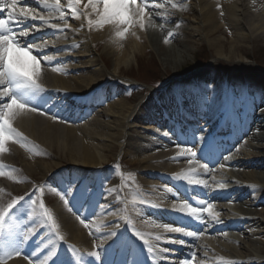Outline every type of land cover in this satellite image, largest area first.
<instances>
[{"label":"bare ground","instance_id":"6f19581e","mask_svg":"<svg viewBox=\"0 0 264 264\" xmlns=\"http://www.w3.org/2000/svg\"><path fill=\"white\" fill-rule=\"evenodd\" d=\"M175 1L176 0H161L164 6H168L171 2ZM192 1L198 16L192 29L201 38H211L223 25H226L231 27L235 33L233 44L238 45L240 42L251 39L253 36H261L264 39L263 21L253 22L254 20L251 19V21H248L246 24L248 28L245 25L247 17H252V14L255 12L259 16L261 14L264 17V7H257L255 11V9L248 6L246 0ZM64 2L65 6L68 7V0H64ZM18 3L22 5L23 0H18ZM28 3L31 6H36L35 0H28ZM87 3L88 0H82L77 6L78 10L84 13L80 19H73L69 12L68 19L72 21V24H69L70 27L75 24L71 30V34L75 36H77V34H83L85 36L83 41H81V39L79 41L84 43L83 46L86 53H90V42L99 46L102 42L113 39L117 40L116 45H119L121 38L116 35V32L118 30L122 31L123 26L118 27L111 23H105L101 27H96L95 22L99 19V16L93 12L91 7H85ZM81 10H84V12ZM162 10V8H155L149 5V8L146 9L147 14L144 17L145 27L141 29L138 23L133 27V33L128 38L129 48L123 51L117 48L118 53L109 55L113 57L119 54L120 56L117 60L119 63L116 65V70L119 71V69H121L120 66L123 64L121 62H128L130 55L134 57V54L137 55L141 50L148 47H151L153 52L167 65L177 61L178 54L180 55L181 52L179 51L177 54V52L169 48L165 44V36H169L168 34L172 32L174 35L180 37V35H182V29L175 18L166 20L167 23L173 24V27L157 28L154 23H160L164 19L160 15ZM221 11L223 15H221ZM6 14L7 10H5L3 15ZM88 19L93 21V27L91 29H89L87 24ZM31 23L39 24L40 21H31ZM178 24L179 27H177ZM82 25L83 27H81ZM54 31V29L41 28L39 32L35 33V36L39 39L40 36L44 35L43 33H50L52 35ZM167 38L169 39V37ZM173 38L174 36L171 39ZM174 39L176 42L178 41V38ZM47 42V51H55L63 48L61 44L49 40ZM221 43L222 41L220 39L210 40V44L214 46ZM182 45L184 44H181V46ZM237 50L238 47H231L229 58L237 59ZM63 57L64 56H60L59 54L56 55L54 57V62H64L65 58ZM180 57L181 55L179 58ZM216 57H225V51L222 47L216 50ZM82 59L83 58H78V64L80 63L79 66L64 65L63 63L62 72L67 73L66 75L53 72L49 67H45L42 64L41 82L47 94L53 97L50 105L45 107V111L50 110L57 116L70 119L75 113H73L72 110L69 111V108H65V101L67 99L82 98L84 100L86 96L101 90L98 89L99 87L95 84L94 78L96 75L101 74L100 70L95 68V63H86ZM243 62L245 61H241L240 63ZM89 64L91 67L87 68L93 69L94 67V70H91L88 78L75 76L79 70L85 69L82 68L83 66H89ZM72 74L74 76H70ZM174 89L175 87H171V90L164 91V93H153L152 97L149 98L147 102H144V104L142 103L137 111L127 106L124 102L108 109L103 113L101 119L96 122V124H99L108 131L97 132L92 127L85 126L83 123H80L78 127L70 126L68 128H62L60 126L61 124H55L52 119L45 115L41 116L47 118L45 119L46 121L37 122L35 121L37 113L34 112H25L18 115L13 122V126L25 138L24 143L31 144L32 146L41 145L50 149L56 148L64 154V157H69L74 165L86 168V170H88L86 173L91 169V174L100 166H104L106 162V158L104 157V145L98 146L96 143L108 142L105 140H110L109 142L111 143L124 141L125 144H132L131 148H128V145L127 148L137 154L134 163H136L138 167L135 172L143 175V177L137 176V179H140L138 180V187H140L142 193L145 190L155 197L157 208H154L155 206H144L139 204L143 206L144 209L151 211H158V207L160 206V214L165 220L161 222V224H157L159 226H157L155 230V235H145L150 239V242L155 245V264H181L186 258L191 259V264H232L235 261H243V264H264V259L248 253L244 244H241L243 246V252L237 254L235 257H230L225 254L231 250L227 248L226 242H243L241 239L229 238L228 234L231 230L243 232L241 234L248 237L260 238V236L264 235V119L260 117L254 118L252 117V113H248V117L243 119L245 121V126L243 128L239 127L233 135H228L225 132L226 125H223L220 132L224 134V137L220 135L217 136L216 146L224 150L234 147L236 156L224 159V161L219 164V167L220 165H225V163H231L234 167L229 171H223L222 167H220L216 173L211 170L205 171L201 167V164L197 163V159L201 158L210 164V162L214 161L217 153L214 154V157L212 155L205 156L204 152L200 150L204 145L202 141H193L191 138H188L185 144L184 139H174L171 135L165 136V132H159L154 126L144 127L145 130L151 131L154 134V137H146V141H142L140 132H133V128H137L134 126V123L140 118L144 119V117L150 115L155 105L158 106L155 102L157 97L160 96L161 99H167L166 96H170ZM79 94L86 95L80 96ZM167 101L170 103L171 100L168 99ZM219 118V115L209 118H205L203 115L201 122L197 123L199 124L197 127L199 136H204L202 134L212 127L217 120L219 121ZM172 122L177 124L174 117L172 118ZM144 128L140 127V129ZM247 133L248 136L244 138V135ZM156 136L165 140L170 146L163 149L157 148L158 144L155 143V141H158V139ZM258 143L262 145L254 148L253 144ZM193 144L195 145L193 150L197 152L196 159L193 160V158L188 155H180L182 147H193ZM11 146L13 147V143L8 142L5 145V152H7ZM216 149L218 148L215 147L214 151ZM25 166L29 173L32 174L38 170L42 173L43 178H46L49 176L50 171H54L52 167L55 166V164L46 166L36 162L25 164ZM184 173H189L188 179L178 178ZM73 175H75L74 171L65 174V176L70 178H72ZM192 175H199L200 177L191 179L190 177ZM148 178L152 179V181H148ZM174 178L187 184H183L185 188L183 185L177 186L175 184L177 190L175 189L173 192H168V187L164 184L171 183ZM190 180H205L208 186L205 187L204 184L190 183ZM219 183H223L225 187L220 188L218 186ZM66 185L67 182L65 183V186ZM65 186L62 187L65 188ZM78 197L82 196L79 195ZM105 197V199H102V202L106 205V209L100 208L98 210L101 214L97 217L93 226L95 228L99 224H104L109 227H105L104 231H102V228L101 231L95 234L102 237L107 232L113 230L118 231L117 228L112 227L113 224L122 226L119 232L122 233L134 247L135 257L141 261L142 264H153V259L147 253L142 240H138L133 235L134 231L139 232V230L135 226L130 228V222L134 220L135 217L126 212V209H130V206L126 204L124 195L118 189H115L111 196L106 193ZM246 197H251V199L247 201V199H245ZM92 199L93 197H87V202H82L86 209L90 208L89 212L95 210V205L98 203H91ZM201 200L211 202L214 209L213 213H220L218 222L203 212L200 213L203 217V222H200L194 217L189 216L187 211H180L181 205L185 203L189 205L190 203H194L199 206L201 205L199 203ZM82 203L73 201L72 206H74L73 209L75 211L69 213L67 210L64 211L65 205L63 202L58 201L50 211L59 225L60 234L65 238L63 241H57V246L64 241H71L75 248H77L79 252L84 255L85 259L88 260L87 252L89 247L86 243V238H88L89 235H87L86 231L83 230L76 221L78 208ZM136 204L132 203L130 205L135 206ZM226 206L229 207L227 208ZM252 206L255 207V210ZM106 210L112 214L104 215ZM125 213L128 219L123 218ZM169 221L177 222L178 226L183 225L186 230L195 231L197 233H200L203 229L204 233L203 235L193 238L184 237L182 233L166 232L164 226L168 225ZM126 228H130L129 234L123 233V230ZM224 233L227 235H224ZM43 234V238L46 239L49 235L48 228ZM52 235L54 236L55 233H52ZM156 236H160L161 239L155 240ZM171 238H181L188 241V243H172ZM98 243H100V240ZM135 243H139L140 246L143 247V254L135 247ZM23 246L25 247V252H23L24 255H30L33 252H28V250H26L28 249L26 244ZM164 248L173 249V251L164 252L162 251ZM105 249L106 245L98 249L102 254L104 262L114 261L116 264H120L121 261L125 259L131 260L132 258L128 248L110 249L107 251H105ZM46 251V248L43 249L40 255H44ZM193 253H195L194 258H192ZM262 253L264 254V251ZM24 255L14 260L12 259V261L7 264H28V260ZM60 257L65 260V256L61 255ZM95 264H102V262H95Z\"/></svg>","mask_w":264,"mask_h":264},{"label":"rangeland","instance_id":"374dc122","mask_svg":"<svg viewBox=\"0 0 264 264\" xmlns=\"http://www.w3.org/2000/svg\"><path fill=\"white\" fill-rule=\"evenodd\" d=\"M61 2L63 3V0H61ZM172 3H177L180 5V7L172 8ZM246 3L250 8L255 9V11L257 7H264V0H246ZM171 4L162 8L164 12H161L160 15L164 18L163 21L160 23L156 22L154 24L159 29L161 27L171 28L173 27V24L167 23L166 21L170 20L171 18H175L180 24L182 35H180V37L174 35V38H178V41L176 42L175 39H171V37L169 38L170 42L165 43L169 48L177 52V54L179 51L181 52V57L179 58L180 55L178 54L177 61L172 64H165L164 61L153 52L151 47H148L144 48V50H141L137 55L134 54V57L130 55L128 62H121L123 63L122 66H120L121 69H119V71L116 70V65L119 63L117 60L120 58V56L119 54H116L113 57L109 55L118 53L117 48H120L121 51L129 48L128 38L133 33V27L129 28L125 36L121 38L119 45H116L117 40L113 39L102 42L99 46H96L95 43L90 42V53H86V50L84 51V43L79 41L80 39L83 40L85 37L81 34L74 36L70 35L69 31L65 30L64 33L59 36L47 38V40L51 39V41H54L58 44L65 42L67 44H64L68 46L79 45V47L73 51H61L59 53L60 56L64 55L67 58L64 62L65 65L73 64L78 66L79 64L77 59L83 58L82 60H84L86 63H95V68H98L101 72L100 75H96L94 77L95 84H97V86H99L101 89L97 93L98 96L96 99H94V103H89L88 107L84 105L76 107L78 112H81L85 109L84 116L88 114L87 118L84 119L85 126L92 127L97 132L108 131L99 124H96V122L101 119L105 111L116 106L117 104H120L121 102L126 103L127 106L134 108L137 111L142 103L144 104V102H147V100L152 97L153 93H164V91L166 92L171 90V87H175L171 95H167V99H161V97L158 96L155 101L158 106L155 105L154 108H161L160 106H162V104L168 99H171L173 102L180 93L185 91L186 86L188 85L192 89H199L203 94V98L206 99V103L209 102L220 104L223 99H227L228 97H220L224 91H228V82H224L225 78H223L224 76L221 73L227 71L234 73L235 76L243 75L241 73H245L251 77L249 80L250 86H244L242 89H240L242 83L236 82L235 87L233 84L232 87H230L231 92H233L234 97L239 99V102H255L257 104H264V98L262 97V95H264V87L262 86L264 84V39L261 36H253L251 39L240 42L238 45L233 44L235 40V33L231 27L226 25H223L221 29H219V31L211 38H201L192 29L194 22L198 18L193 7V1L176 0L175 2H171ZM258 16L259 15L255 12L252 14V17H247V20L244 19L245 25L248 21H251V19L254 20L253 22H264V17L261 14L259 17ZM50 23L59 24L60 27H64V24L59 21ZM41 28L45 29L47 27L43 26ZM167 37L165 36V39ZM216 39H220L222 43L215 46L211 45L210 40ZM140 44L144 45L142 43ZM181 44L184 45L181 46ZM233 46H236V48L238 47L236 53L238 55L237 59L229 58L230 49ZM221 47L225 51V57L217 58L216 50ZM241 61L245 62L240 63ZM196 65L201 66L197 70L193 71V73L184 75V73H187L186 71L189 68H194ZM87 67H91V65L89 64V66H83L82 68ZM91 70H94V67L93 69H83L82 71H79L78 75L76 76L88 78L90 76ZM120 84L121 86H119ZM162 107H164V105ZM206 108H208L207 104ZM236 110L240 113L239 108ZM45 119L47 118L42 116L37 121L43 122L46 121ZM55 123H60L61 125H59L62 128H68L72 126L56 121ZM141 123V119H139L134 123V126L140 127ZM134 131H139V129L133 128V132ZM209 133L210 130L207 131L204 136L206 139L208 138ZM247 136L248 133L244 135V138ZM105 141L108 142L96 143L98 146L104 145V157L106 158V162L104 163V166H100L97 169V173L94 172L96 174L95 176L88 179L90 186L92 185V187H96L95 190H93V188L89 190L100 192V198H105L102 197V195H105L106 187L118 189L125 196L126 203L130 204L132 203L134 197L137 199L139 198L138 192L140 191V187H138V180L140 179H137V176L143 177L142 174H137L134 172L135 168L138 167L137 164L134 163L135 159L137 158V154L128 148L126 149L124 141L115 143L109 142L110 140ZM24 145V147H21L19 143H16V146L4 153L6 155L5 157L0 153V165L3 166L0 170L5 172L4 176H0V183L6 184L9 180L11 181L13 189L15 190L14 194L10 196L9 192L6 193L10 186L7 185L4 187V189H0V206H6L13 198L25 197V201H22L24 208L21 211L33 213V219L38 224L41 219H46L40 216L42 209L39 208V199H43L45 206L50 204V199H52V191L50 189L48 192H44L42 197H33V199L37 200V203L33 205L28 200V194L33 191L34 186L45 185L48 177H53L57 183L64 182L63 180L65 178V173L71 172L73 170L72 167L76 168V171L74 170L76 173L73 175L71 180L72 182L79 184V182L84 178L85 173L81 171L83 169L77 165H74L73 161L69 157H64V154L56 148L50 149L41 145L32 146L31 144L27 143H24ZM122 145H124V148H122ZM253 145L255 148L262 144L258 143ZM15 149H17L18 152H16ZM231 156H234V152H232ZM36 162L46 166L55 164V166L52 167L54 171H50V176L46 177V179L43 178L42 173L38 170L32 174L29 173L25 164ZM117 164L120 166L119 169H116L115 167ZM215 166L216 164H214L212 170L215 169ZM229 168L230 166L227 165L226 167H223L222 170L229 171ZM106 171H108V173ZM97 177L99 178L95 181ZM33 180L36 182H33ZM147 180L152 181V179L149 178ZM84 181H86V179ZM175 182H177V180ZM178 183L180 182L178 181ZM102 184L106 185L104 186L105 188L101 187ZM125 185H127V187ZM79 187H83V184ZM143 194L146 195L145 190L143 193L140 191V195L143 196ZM145 198L146 200L150 201L145 203L147 205H150L151 201L155 200L154 196L151 195H148ZM250 198L251 197L248 199ZM98 204L103 203L98 202ZM129 206L130 209L127 210V212H129L131 215H134L135 217V219L130 222V227L131 225L137 227V229L140 230V232L144 235H155V230L157 228L156 225L161 224L164 219L162 217L159 219L160 217L158 218L154 211L144 209L143 207H138L139 205H137L136 208H134L132 205ZM205 207L206 204L199 205L198 208L203 209ZM226 207L228 208L229 206ZM98 208L99 207H96L95 211L97 212V215L94 217H98L100 214L98 213ZM253 209L255 210V207ZM212 211L214 212L213 208ZM202 212L208 214L207 211ZM89 226V229H93L91 223H89ZM44 229L45 227L43 226L39 227L36 235L38 233L39 235L43 233ZM121 229L122 226H118L117 230L120 231ZM241 233L243 232H238L235 230H231L229 232V238L241 239L243 242H226L227 248L231 250H227L228 252L225 254L230 257H235L237 254L243 252V246L241 244H244V247L246 248V251L248 250V253L264 258V254L262 253L264 251V235L260 236L259 238L244 236ZM100 238L101 237L98 235H89V237L86 238L89 252L94 250V244H99L98 241Z\"/></svg>","mask_w":264,"mask_h":264},{"label":"snow or ice","instance_id":"6c2138e0","mask_svg":"<svg viewBox=\"0 0 264 264\" xmlns=\"http://www.w3.org/2000/svg\"><path fill=\"white\" fill-rule=\"evenodd\" d=\"M82 0H68V9L73 19H80L84 13L80 12L77 6ZM36 6H31L28 0H23V4H19L18 0H0V153L6 151L5 145L8 142L19 143L24 147L25 138L13 126L16 117L25 112H34L39 115H47L50 119L66 123L62 117L54 115L50 110L45 111V107L49 106L53 97L47 94L45 87L41 82L42 64L49 67L51 71L58 74H67L62 72L63 61L54 62V57L61 51H73L79 45H73L66 49H57L55 51H47L48 42L46 36L36 38L35 33L39 32L41 27L46 26L48 29H54L53 36H59L64 33L65 28H69V22L65 19L66 12L62 6L61 0H35ZM149 5L155 8H163L164 3L161 0H88L85 7H91L93 12L99 16L95 22L96 27H101L105 23H111L116 26H123V30H118L116 35L123 38L128 32V29L134 27L137 23L141 29L145 27L144 17L147 14L146 9ZM172 8H179L177 3L171 4ZM39 9V10H38ZM219 9V5H218ZM7 10V14L3 13ZM42 14V13H45ZM221 15L223 12L221 11ZM50 19H58L63 22L64 27L59 24L50 23ZM31 21H40L39 24H33ZM89 29L93 27V21L87 20ZM83 27V25L81 26ZM179 27V24L177 25ZM169 38L174 36L170 32ZM170 42L168 38L165 43ZM165 136H169L170 132H165ZM191 139L196 140L195 133L191 134ZM201 141H205V137L200 136ZM188 141V136L185 134L184 142ZM193 147H182L180 155H188L194 159L197 158V152ZM205 156H211L214 152L211 140L205 141ZM229 156H224L223 159H229ZM191 162V161H190ZM0 165V169H2ZM116 169H119L117 164ZM201 167L205 171H209V166L205 163ZM225 167V165H220ZM5 172L0 170V176H4ZM181 179H188L189 173H184ZM190 183L204 184L208 186L205 180H190ZM104 187V185H101ZM127 187V185H125ZM220 188H224L223 183H219ZM79 187L76 182L68 183L63 190H58L56 187L48 185L45 182L43 186H34L31 193L28 194V200L31 204L37 203L33 197H42L45 188H50L55 192L63 204L70 210H73L72 203L69 201V195H75V190ZM89 185L84 184L81 190V196L87 202L86 197ZM106 193L111 196L115 191L114 188H105ZM168 191H172L171 188ZM22 201L25 197L13 198L6 206H0V264H7L9 259L24 255L21 252V246L27 244L33 236L36 235L38 227H47L49 235L45 238H38L36 248L30 255H25L28 264H95V262H102V264H116L114 261L104 262L101 252L98 250L106 245L107 250H115L121 248H128L130 250L131 260L125 259L120 264H142L135 257V249L129 240L119 231L113 230L105 233L100 238L99 244L93 245V251L87 253L88 260L85 259L77 248L73 245H67V250L71 254L67 260L61 259L57 241H63L65 238L60 234L59 225L57 224L52 212L45 206L43 199H39V208L42 209L40 216L46 219H41L37 224L33 219V213L28 211H21L24 208ZM145 204L147 201L143 199L133 198L132 203ZM201 205L206 207L201 209L192 207L188 203L181 205L180 211H187V214L194 217L197 221L203 222V217L200 215L202 211H207L208 215L217 220L220 215L219 212L213 213V205L211 202L201 200ZM155 206V205H151ZM97 207L105 208L106 205L98 204ZM34 211V210H33ZM107 211L104 215H110ZM96 215V213H93ZM79 222L85 227L89 228L90 217H81L77 213ZM124 219H128L125 213ZM27 221V223H25ZM50 225V227H49ZM159 226V225H157ZM108 225L99 224L95 230L89 229V235H95L96 232L101 231L102 228ZM113 228H118V225H112ZM166 232L182 233L184 237H197L203 235L204 230L200 233L186 230L183 225L179 226H164ZM52 233H55L53 236ZM133 235L142 240L143 246L147 253L152 257L153 264H155V245L150 242V239L144 234L134 231ZM224 235H227L224 233ZM160 236H156L155 240H160ZM172 243L187 244L188 241L181 238H171ZM47 249L44 255H40L43 249ZM164 252H171L173 249L164 248ZM195 253L192 254V258ZM166 259V257H165ZM181 264H191V259L186 258Z\"/></svg>","mask_w":264,"mask_h":264},{"label":"trees","instance_id":"16d2710c","mask_svg":"<svg viewBox=\"0 0 264 264\" xmlns=\"http://www.w3.org/2000/svg\"><path fill=\"white\" fill-rule=\"evenodd\" d=\"M187 72V71H186Z\"/></svg>","mask_w":264,"mask_h":264}]
</instances>
